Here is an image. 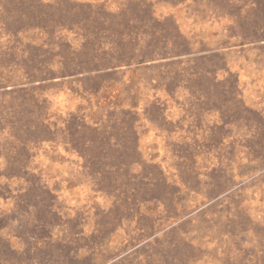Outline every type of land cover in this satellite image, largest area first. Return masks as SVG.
<instances>
[{
    "label": "rangeland",
    "instance_id": "rangeland-1",
    "mask_svg": "<svg viewBox=\"0 0 264 264\" xmlns=\"http://www.w3.org/2000/svg\"><path fill=\"white\" fill-rule=\"evenodd\" d=\"M0 264H264V0H0Z\"/></svg>",
    "mask_w": 264,
    "mask_h": 264
}]
</instances>
